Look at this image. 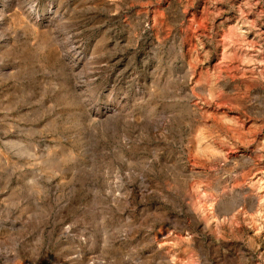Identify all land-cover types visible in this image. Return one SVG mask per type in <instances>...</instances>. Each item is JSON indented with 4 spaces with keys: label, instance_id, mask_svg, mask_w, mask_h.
Masks as SVG:
<instances>
[{
    "label": "rangeland",
    "instance_id": "obj_1",
    "mask_svg": "<svg viewBox=\"0 0 264 264\" xmlns=\"http://www.w3.org/2000/svg\"><path fill=\"white\" fill-rule=\"evenodd\" d=\"M263 49L264 0H0V264H264Z\"/></svg>",
    "mask_w": 264,
    "mask_h": 264
},
{
    "label": "bare ground",
    "instance_id": "obj_2",
    "mask_svg": "<svg viewBox=\"0 0 264 264\" xmlns=\"http://www.w3.org/2000/svg\"><path fill=\"white\" fill-rule=\"evenodd\" d=\"M208 1V0H207ZM250 1V0H249ZM254 2V1H253ZM188 3V2H187ZM237 3V2H236ZM193 5V4H192ZM238 6V5H237ZM150 8V7H149ZM211 8V7H210ZM222 8V7H221ZM255 9V8H254ZM190 10V9H189ZM216 10V9H215ZM252 10H253V8H252ZM209 11V10H208ZM158 12V11H157ZM190 12V11H189ZM200 13V12H199ZM189 14V13H188ZM224 16V15H223ZM233 16V15H232ZM222 17V16H221ZM248 18V17H247ZM223 19V18H222ZM253 19V18H252ZM206 20H208V19H206ZM260 20H262V18L260 19ZM239 22V21H238ZM206 23V22H205ZM215 23V22H214ZM217 23V22H216ZM242 23V22H241ZM244 25V24H243ZM259 25V24H258ZM207 27V26H206ZM197 28V27H196ZM242 28V27H241ZM214 29V28H213ZM223 29V28H222ZM246 29H244V31H245ZM243 32V31H242ZM260 32V31H259ZM200 33V32H199ZM254 38V37H253ZM219 39V38H218ZM205 47V46H204ZM219 49V48H218ZM264 50V49H263ZM221 51V50H220ZM219 53V52H218ZM244 53V52H243ZM232 54V53H231ZM210 59V58H209ZM211 62V61H210ZM243 66V65H242ZM229 67V66H228ZM238 67H240V66H238ZM197 68V67H196ZM213 68V67H212ZM247 68V67H246ZM210 69V68H209ZM240 69H242V68H240ZM249 69V68H248ZM197 73V72H196ZM204 78V77H203ZM194 80V79H193ZM211 80V79H210ZM214 81V80H213ZM212 95V94H211ZM199 96V95H198ZM238 99V98H237ZM241 99V98H240ZM219 100V99H218ZM217 103V102H216ZM200 106V105H199ZM213 106V105H212ZM221 106V105H220ZM227 106V105H226ZM215 107V106H214ZM223 107V106H222ZM232 107V106H231ZM220 108V107H219ZM224 108V107H223ZM208 109V108H207ZM221 109V108H220ZM216 110V109H215ZM218 111H220V110H218ZM223 111V113H224V110H222ZM234 111V110H233ZM229 113V112H228ZM225 114H227V113H225ZM209 115H211V114H209ZM233 116H234V113H233ZM238 116V115H237ZM236 116V117H237ZM238 118V117H237ZM241 118V117H240ZM239 119V118H238ZM219 120V119H218ZM239 121V120H238ZM249 121V120H248ZM209 122V121H208ZM241 123V122H240ZM264 128V127H263ZM256 140V139H255ZM202 144H204V143H202ZM200 146V145H199ZM207 149V148H206ZM239 149V148H238ZM248 149V148H247ZM238 151H240V150H238ZM221 157V156H220ZM263 170V169H262ZM255 176V175H254ZM257 177V176H256ZM261 177V176H260ZM262 183V182H261ZM260 183V184H261ZM264 183V182H263ZM257 190V189H256ZM260 193V192H259Z\"/></svg>",
    "mask_w": 264,
    "mask_h": 264
}]
</instances>
